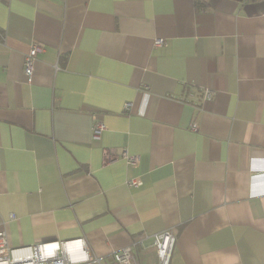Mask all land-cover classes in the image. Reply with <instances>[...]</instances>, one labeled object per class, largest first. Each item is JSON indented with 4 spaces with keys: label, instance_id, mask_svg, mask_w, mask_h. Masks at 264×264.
Segmentation results:
<instances>
[{
    "label": "crops",
    "instance_id": "crops-1",
    "mask_svg": "<svg viewBox=\"0 0 264 264\" xmlns=\"http://www.w3.org/2000/svg\"><path fill=\"white\" fill-rule=\"evenodd\" d=\"M0 223L85 264H159L166 229L170 264H264V0H0Z\"/></svg>",
    "mask_w": 264,
    "mask_h": 264
},
{
    "label": "built area",
    "instance_id": "built-area-1",
    "mask_svg": "<svg viewBox=\"0 0 264 264\" xmlns=\"http://www.w3.org/2000/svg\"><path fill=\"white\" fill-rule=\"evenodd\" d=\"M163 38L155 41L156 45H162ZM44 50L42 42L35 40L29 52L25 56V74L29 82L33 81L34 64L40 52ZM214 92L206 88L204 98L211 99ZM132 103L125 104V109L130 110ZM198 128L197 123L192 124V129ZM108 129L105 122L97 119L93 126V136L100 138ZM105 164L124 159L128 164L138 165L140 157L129 154L127 150H119L118 153H111L106 150ZM143 181L136 177L129 181L131 187L139 188ZM12 217L13 214H12ZM1 224V223H0ZM142 242V241H141ZM138 241L116 250L112 255V264H139L134 246ZM176 236L171 229H166L153 235L152 245L155 247L159 258V264H170ZM93 259L88 250V245L84 238L59 241L48 240L36 244L12 246L8 241L5 230L0 229V264H85ZM99 260V258H95Z\"/></svg>",
    "mask_w": 264,
    "mask_h": 264
}]
</instances>
